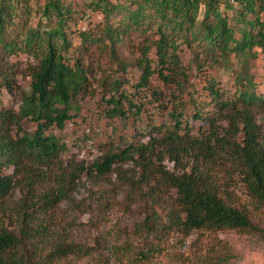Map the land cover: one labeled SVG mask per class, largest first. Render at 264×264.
Here are the masks:
<instances>
[{"label":"trees","instance_id":"obj_1","mask_svg":"<svg viewBox=\"0 0 264 264\" xmlns=\"http://www.w3.org/2000/svg\"><path fill=\"white\" fill-rule=\"evenodd\" d=\"M223 2L92 1L103 25L97 32H76L73 44L66 29L74 12L63 1L45 0L41 15L49 24L41 27L28 23L29 13L19 16L18 0H0V264H64L72 257L102 264V246L69 242L53 226V211L66 199V187L83 177L105 179L118 162L132 161L138 172L124 176L121 192L105 195L98 212L114 207L119 195L129 207L150 203L135 228L153 235L148 251L137 253L145 261L159 255L169 235L257 230L252 213H264V142L252 114L264 109V76L239 72L229 93L206 76L202 85H190L179 55L182 46L197 48L192 62L199 71L203 58L264 55V0H227L228 9L237 5L244 26L237 39L220 9ZM132 29L142 38L136 74L123 79L129 64L118 49ZM19 52L30 59L24 74L12 59ZM100 62L109 64L107 72L99 70ZM93 73L100 77L102 118L120 126L112 128L116 142L107 154L87 163L54 131H63L78 103L94 93ZM18 76L28 79L27 91L19 92L16 110L2 109V93H17ZM236 189L244 192V202ZM119 247L130 254L124 243ZM217 249L207 246L175 261L226 263Z\"/></svg>","mask_w":264,"mask_h":264},{"label":"rangeland","instance_id":"obj_2","mask_svg":"<svg viewBox=\"0 0 264 264\" xmlns=\"http://www.w3.org/2000/svg\"><path fill=\"white\" fill-rule=\"evenodd\" d=\"M61 1L71 6L74 12L73 20L69 21L66 29L67 37L73 44L76 42V32H97L100 26L103 25L104 20L101 11H95L90 7V2L96 0ZM18 2L21 6L18 11L19 16L23 17L25 13H29L30 21L28 23L30 25L38 23L41 27H44L49 24L46 17L41 15L45 0H18ZM125 2L126 0H108L110 6ZM222 2L220 9L227 16L229 25L235 31L234 38H240L244 26L235 12L234 8L237 5L232 4L233 9H228L227 0H222ZM261 18L264 21V14L261 15ZM126 37L124 43L118 49L119 57L124 58L129 64L130 72L120 73V77L123 79H129L131 75L136 74L135 64L139 57L137 46L142 40L141 34L133 29ZM197 52V48H186L185 46H182L179 51L183 67L189 69L190 85H202L204 82L203 77L206 76L207 78H214L218 85L226 93H229L233 92L237 86L234 78L239 72L254 73L260 79H262L261 76H264V55L258 54L256 59L249 53L243 56H237L234 53L229 54L226 60L220 57L211 60L203 58L201 60V71H199L193 67L192 62L193 56ZM90 57L95 63L97 58H94L93 55ZM12 59L15 60L24 74L30 59L21 52L13 56ZM99 65H101L99 70L108 71V63L104 65L100 62ZM99 78L96 73L92 74L89 87L95 95L92 93L90 97L78 103V112L73 118V122L70 121L63 131H54L55 135L72 149L71 152L74 153V157L87 163L99 160L107 154L111 149L110 143L115 144L116 142L112 140L115 134L112 128L113 126H120L116 122L113 123L102 118V106L97 93ZM28 83V79L24 80L22 76L16 77L17 93L10 96L3 91L1 108L5 109L6 107L16 110L18 94L21 91H27ZM260 90L264 95V82ZM150 112V107H148L146 115ZM252 115L264 142V109L254 111ZM220 124L226 127L224 121ZM135 140L137 139L133 141L135 142ZM141 141H146V138H142ZM165 164L169 168L173 166L169 161H165ZM136 172L138 171L134 169L132 161L118 162L114 171L105 179L91 180L83 177L81 183L77 186L66 187V199L59 206H56L53 211V226L55 229L62 236H65L69 242L77 246L99 247L101 245L102 250L100 251H102V254L100 257L102 264H178L179 261L176 262L175 260L181 257L185 260L190 259L207 246L218 248L217 257L227 260L224 264H264V213H252V224L257 230L251 233L229 231L215 235L206 232H194L188 237H182L178 234L169 235L164 238L159 255L145 261L137 253L148 251L153 235H141L139 231L136 232L135 228L139 226L138 222L145 217V211H147L145 207H148L150 203L147 205L134 203L129 207L127 202L124 201V197L119 195L112 203L114 207L103 213H101L102 211L98 212V204L104 196L108 194L112 198L114 193L121 192L119 186L124 176H132ZM44 188L49 187L44 186ZM235 191L236 197L244 202V192L238 189ZM251 210L255 212L253 208ZM116 237L120 238L117 239ZM123 243L129 248L130 254L126 255L124 249L119 247ZM185 260L182 259L181 261L185 262ZM64 264H95V260L72 257ZM210 264L220 263L215 261Z\"/></svg>","mask_w":264,"mask_h":264}]
</instances>
